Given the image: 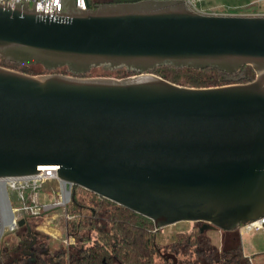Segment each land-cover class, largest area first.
<instances>
[{
  "label": "water",
  "instance_id": "obj_1",
  "mask_svg": "<svg viewBox=\"0 0 264 264\" xmlns=\"http://www.w3.org/2000/svg\"><path fill=\"white\" fill-rule=\"evenodd\" d=\"M60 2V13L0 4V55L75 74L137 73L31 75L0 65V177L56 166L67 196L79 186L155 230L190 221L233 232L263 216L264 14L200 13L184 0L86 10ZM160 65L229 73L251 65L256 74L193 87L150 72Z\"/></svg>",
  "mask_w": 264,
  "mask_h": 264
},
{
  "label": "trees",
  "instance_id": "obj_2",
  "mask_svg": "<svg viewBox=\"0 0 264 264\" xmlns=\"http://www.w3.org/2000/svg\"><path fill=\"white\" fill-rule=\"evenodd\" d=\"M113 1L88 0L89 9H95L96 4ZM0 61L7 64L0 62V65L31 75L39 74L33 72L32 67H42L44 73L60 72L86 77H94L92 71L96 68L114 71L115 78L137 73L125 67L110 69L98 66L75 74L67 67L47 69L39 63H20L1 55ZM150 72L173 83L193 87L247 82L256 74L251 65L240 66L235 73L213 67L172 65L156 66ZM238 75L240 77L235 79ZM78 191L84 195L79 196ZM66 212L73 216L67 221V230L74 235L75 244L66 246L59 242L54 246L51 238L36 230L33 223L36 217L26 216L24 223L13 230V237H10V230L3 233L0 239V264H172L173 259L166 257L168 254L175 255L176 264H252L243 256L238 231L226 232L221 248L212 242L207 233L197 229L178 233L172 242L160 246L156 242L158 230H155L149 218L79 186L72 187ZM33 239L34 243L31 244Z\"/></svg>",
  "mask_w": 264,
  "mask_h": 264
},
{
  "label": "rangeland",
  "instance_id": "obj_3",
  "mask_svg": "<svg viewBox=\"0 0 264 264\" xmlns=\"http://www.w3.org/2000/svg\"><path fill=\"white\" fill-rule=\"evenodd\" d=\"M31 6L32 4L30 5V7ZM199 6L202 8H207L209 11H213L214 13L264 14V0H203L201 2V5ZM0 62L4 65H7L3 61ZM32 71L39 74L44 73V69L42 67H32ZM114 73V71L110 72L102 68H96L92 71L93 76L101 77H114ZM238 77H240V75L236 76L235 79H237ZM57 183L58 182L56 180L46 181L42 185L41 192H39L40 200L53 202L61 199V193H58L57 190ZM78 192L79 196L84 195L82 191ZM69 201L67 203H69ZM65 211L66 206H55L50 210L41 213L40 216L36 217L33 220V223L36 226V230L43 232L49 238H51L52 242H54V246H57L59 242L63 243V240L65 239L66 224L68 220L66 218ZM198 225L199 223L197 222L193 223L190 221H182L160 228L156 232V242L160 246H164L172 242L178 233H189L192 230H195ZM7 231H9V229L5 227L3 233H6ZM9 232H11L9 233L10 237H13L14 231ZM216 238H214L213 240L218 244L220 242L218 239L219 236H217ZM238 242L241 245V248L246 251V254L252 256V264H264V230L253 231L242 236L238 234Z\"/></svg>",
  "mask_w": 264,
  "mask_h": 264
},
{
  "label": "built area",
  "instance_id": "obj_4",
  "mask_svg": "<svg viewBox=\"0 0 264 264\" xmlns=\"http://www.w3.org/2000/svg\"><path fill=\"white\" fill-rule=\"evenodd\" d=\"M10 2V7H14V3L21 1H27V4L30 5L35 3V10L43 11L44 13L48 12L49 5V13H52V10H56V13H60L61 11V2L60 0H0V4H4ZM193 10L200 13H214L213 11H209L207 8H202L201 2L203 0H184ZM75 7L80 9H89L88 0H75ZM201 8V9H199ZM260 14V13H257ZM49 180H57V167L56 166H48V165H40L36 174L30 175H22V176H7L0 177V193L3 195L4 189H6L8 200L11 204V209L8 214V224L6 226L1 227L0 221V239L3 235L4 228L7 227L10 231L15 230L18 225L19 219H25L26 216H40L41 213L50 210L51 208L59 205L66 206V203L69 201L71 192L64 198L65 190L62 185L58 181V193H61V199L53 202H47L40 200L39 192H41L42 185ZM72 191V190H71ZM14 196V198H13ZM4 197V195H3ZM5 200V198H4ZM66 218L68 220L72 219L73 216L67 214L65 211ZM67 220V221H68ZM264 230V215L248 221L247 223H242L239 226L238 234L244 235L253 231ZM75 237L72 234L68 233L67 224H66V235L63 240L64 245L70 246L75 244ZM242 249V248H241ZM243 256L247 257L249 261H252V256L246 254L242 249Z\"/></svg>",
  "mask_w": 264,
  "mask_h": 264
},
{
  "label": "bare ground",
  "instance_id": "obj_5",
  "mask_svg": "<svg viewBox=\"0 0 264 264\" xmlns=\"http://www.w3.org/2000/svg\"><path fill=\"white\" fill-rule=\"evenodd\" d=\"M64 198H67V194L65 193ZM8 214L9 210L7 208V204L4 200L3 195L0 193V221H1V227L6 226L8 224Z\"/></svg>",
  "mask_w": 264,
  "mask_h": 264
},
{
  "label": "flooded vegetation",
  "instance_id": "obj_6",
  "mask_svg": "<svg viewBox=\"0 0 264 264\" xmlns=\"http://www.w3.org/2000/svg\"><path fill=\"white\" fill-rule=\"evenodd\" d=\"M193 223H195V222H193ZM197 223H199V225H198V227H196V229L197 230H199L201 233L202 232H205V233H207V235H208V232H221V233H223V236H225L226 235V232H223V231H220V230H218V229H216V228H213V227H209V225L208 224H204L203 222H197ZM238 231V230H237ZM209 237H210V235H208ZM211 238V237H210ZM224 239H226V236H225V238ZM211 240H212V242H213V239L211 238ZM223 244V243H222ZM222 246H220V248H221ZM170 258V257H169ZM173 261V260H172Z\"/></svg>",
  "mask_w": 264,
  "mask_h": 264
},
{
  "label": "crops",
  "instance_id": "obj_7",
  "mask_svg": "<svg viewBox=\"0 0 264 264\" xmlns=\"http://www.w3.org/2000/svg\"><path fill=\"white\" fill-rule=\"evenodd\" d=\"M208 235H210V237L212 238V239H214V238H216L217 236H219V243L217 244L216 243V241H214L213 240V243L216 245V246H218V247H220V246H222V243L224 242V238H225V236H223V233H221V232H208ZM224 237V238H223ZM217 239V238H216ZM243 249V248H242ZM244 250V249H243ZM245 251V250H244ZM245 253H246V251H245Z\"/></svg>",
  "mask_w": 264,
  "mask_h": 264
}]
</instances>
